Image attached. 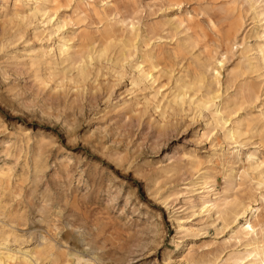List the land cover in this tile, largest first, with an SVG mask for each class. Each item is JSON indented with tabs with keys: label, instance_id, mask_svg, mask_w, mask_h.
<instances>
[{
	"label": "rangeland",
	"instance_id": "rangeland-1",
	"mask_svg": "<svg viewBox=\"0 0 264 264\" xmlns=\"http://www.w3.org/2000/svg\"><path fill=\"white\" fill-rule=\"evenodd\" d=\"M6 1L0 0V166L12 169L11 184L23 191L21 197H10L0 189V243L9 232L3 251L40 246L45 229L49 235H43L71 264H231L227 260L233 254L249 258L245 245L255 236L239 240L235 232L259 207L258 238L264 244V185L252 183L247 170L251 162L264 161V140L256 129L238 143L224 137L225 131L245 127L264 113V64L257 54L264 43L258 37L264 0H178L179 7L167 0H66L67 7L58 11L63 27L57 32L56 18L48 23L42 16L46 7L32 16L35 4L25 2L31 15L25 26L12 18L14 0ZM94 10L116 32L134 25L142 39L151 41L138 42L130 63L95 64L81 88L69 80L76 72L63 82L43 84L40 77L66 66L53 57L62 37H72L77 48L83 36L101 35L97 31L105 22L96 21ZM178 21L183 27L170 32L169 23ZM238 25L233 45L221 44ZM191 33L200 35L207 48L193 55L228 56L216 103L225 113L218 123L216 107L173 109L169 101L175 80L161 75V67L153 71L154 83L135 84L133 66L141 56L150 51L167 55ZM43 52L54 65L42 71L32 60ZM118 53L113 46L109 54ZM247 57L254 59L255 69L237 78L246 70ZM173 69L179 76L181 66ZM244 79L254 87L255 101L242 99L236 89ZM41 145L46 159L38 166L44 170L34 181V157ZM189 157L199 165L191 166ZM204 171L213 179L207 189L197 179ZM250 193L256 200L253 210L239 225L225 226L213 205L241 201Z\"/></svg>",
	"mask_w": 264,
	"mask_h": 264
},
{
	"label": "bare ground",
	"instance_id": "bare-ground-1",
	"mask_svg": "<svg viewBox=\"0 0 264 264\" xmlns=\"http://www.w3.org/2000/svg\"><path fill=\"white\" fill-rule=\"evenodd\" d=\"M27 1L35 4V7L32 8V16L37 14L39 7H46V10L41 11V13L43 17L47 18V22L52 23L56 18V21L58 22H53V26L56 27V32L58 29L63 27V21H61L58 17V11L60 8L67 7V3H64L66 0H14V12L12 18L13 20L19 22H25V26L29 25V19L31 17V15L27 14L25 11V2ZM5 3L7 4V1ZM167 3L171 7H179L182 4L178 0H167ZM6 4H4V9L6 8ZM51 7H56L54 8L53 14L49 13ZM87 14H89V12H87ZM93 17L99 24L105 22L103 27L104 29L102 31H97L101 32V35L98 38L94 37L95 34L83 36L82 41L77 48H75L74 44H72V37H62L58 46V53L53 57H57V59L61 58V64L66 66L59 73L52 71L53 69L51 68L52 72H50L48 76L40 77L43 84L47 85L56 79L57 81L61 80V82H63L68 80L69 74L76 72V75H70L69 80L73 81L75 85L81 88V86H84V83H86L89 79L91 75L90 68L95 64L107 62L112 65L114 64V66L117 67V65L121 63H130V59L136 56L135 51L137 52V44L142 39L137 27L133 25L130 30L121 28V30L116 32L112 23L107 17H105V15H102L100 11L94 10ZM262 21H264V19L259 20L260 24H258V29L260 30L258 31V37L260 39L264 38V23H261ZM124 22L125 20L122 21V23ZM209 23L212 30L216 33V23L212 17L209 18ZM169 24L171 26L170 32L177 31L183 27V21ZM241 26L238 25L237 28L230 31L225 38L222 39L221 44L224 43L226 47H231L237 39ZM184 31L187 33L190 31V28L185 27ZM204 38H206V36H204ZM142 40L145 44H148L149 41H151V39H147V36H145ZM113 46H115V48L119 47V53L117 56L112 58L109 53ZM197 48L203 49L207 52V48L203 46L200 35L197 33H191L185 39H182L180 44L176 48H173L167 55L151 51L146 53L141 56L139 62L135 63L133 66V69L136 70L138 75V80H135V84L144 82L154 83L157 81L155 80L157 78L153 76V71L161 67L159 71L161 75H169L171 80H175V82H173V85L175 86L174 91H172L170 97L171 99L169 101L173 109L181 108L183 110L186 105H189L190 107L194 106V108L202 111H211L213 107L218 105L216 103L222 97L220 92L221 70L228 56L226 54L223 55L222 60L216 59L213 54H207L208 56L205 57L195 56L193 55V52ZM51 52L52 51L49 53L51 54ZM50 54L47 52V55ZM257 54L260 56V60H262L264 64V43L258 46ZM252 60L254 59H251L250 57L245 59L246 62L244 61V63L247 64L246 70H244L237 78L243 77L248 72L255 69V65ZM51 64L54 65L52 62H47L45 52H43V54L37 53L35 59L32 60V66H35L37 69L39 68L42 71L44 66H49ZM179 66H181L182 69L178 72L179 76H176L173 68H178ZM236 89L242 91V99H245L246 101L252 102L257 99L256 91L254 87L249 84L247 79H244L242 82H238ZM224 110V108H220L219 106L216 107L214 112V116L216 117L214 118L215 123H218L220 117L225 113ZM217 126H220V124ZM161 128H164V126ZM252 129H256L257 132L260 133L261 139L264 140V113L248 122L245 127L238 126L231 128L229 131H225L224 137L227 141L238 143L236 142L237 139L241 138L246 132H249ZM42 149L43 147L41 145L38 149L40 152L34 157L36 175L34 181H37V175L44 170L43 166H38L46 159L44 153L41 152ZM188 159L191 160L189 162L191 166L197 167L199 165L197 158L189 157ZM249 159L251 160V157ZM222 161L223 165L227 163V160L225 159H222ZM263 165L264 161L251 162L248 167L249 169H247L252 172L251 182L259 186L264 185ZM247 170H244L243 173H241V176H243V174H247ZM11 173L12 169L7 167V165L0 166V189L8 192L10 197H21L23 188L19 186H12ZM210 176L211 175H209L208 171H204L197 178L203 189H207L209 184L213 181ZM229 179L231 182L235 181L232 176H230ZM262 200H264V197H262ZM255 202L256 200L254 199L253 194L250 193L244 196V199L241 201L237 199L230 203L225 201L222 205L225 207L223 211V207L221 205H213V208L216 210L215 213L218 215V219L224 220L225 226L230 224L239 225L240 219L244 217L248 211L253 210V204ZM45 209V207L42 208V210ZM209 210L211 211V209ZM259 211L260 207L255 208L253 216L254 220L252 221L253 218H251V220L247 221L244 225L238 228L237 232H235V235L239 238V240H246L248 237L255 236L254 238H249L248 243L245 245V250L250 251L248 254L250 259L242 257L240 254H233L229 257L227 262L231 264H264V244H262V241L258 238V228L261 226L258 220L260 216ZM41 232L49 235L45 229ZM6 234L7 236H5L2 243H0V246L2 247H7L9 242V232L7 231ZM43 234L41 236L42 244L40 246H35L31 250L11 251L7 249L6 251H3V249L0 248V264H38L41 260H48L51 264H71L69 261L63 260V255L55 251V246L52 240ZM189 254L190 252L188 255ZM188 255L186 257L187 260H191V256L188 257ZM87 262L88 264L91 263L90 261ZM203 264L212 263L204 262Z\"/></svg>",
	"mask_w": 264,
	"mask_h": 264
}]
</instances>
